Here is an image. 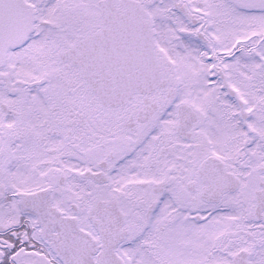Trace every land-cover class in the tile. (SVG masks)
Segmentation results:
<instances>
[{"label":"snow or ice","instance_id":"1","mask_svg":"<svg viewBox=\"0 0 264 264\" xmlns=\"http://www.w3.org/2000/svg\"><path fill=\"white\" fill-rule=\"evenodd\" d=\"M0 264H264V0H0Z\"/></svg>","mask_w":264,"mask_h":264}]
</instances>
